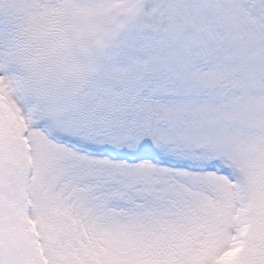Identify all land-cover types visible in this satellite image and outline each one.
Instances as JSON below:
<instances>
[{
  "label": "snow or ice",
  "instance_id": "1",
  "mask_svg": "<svg viewBox=\"0 0 264 264\" xmlns=\"http://www.w3.org/2000/svg\"><path fill=\"white\" fill-rule=\"evenodd\" d=\"M0 264H264V0H0Z\"/></svg>",
  "mask_w": 264,
  "mask_h": 264
}]
</instances>
